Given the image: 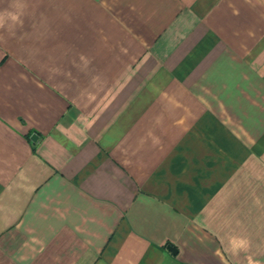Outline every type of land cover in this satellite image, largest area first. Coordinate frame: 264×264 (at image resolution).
<instances>
[{
    "label": "crops",
    "instance_id": "obj_1",
    "mask_svg": "<svg viewBox=\"0 0 264 264\" xmlns=\"http://www.w3.org/2000/svg\"><path fill=\"white\" fill-rule=\"evenodd\" d=\"M0 22V264H264V0Z\"/></svg>",
    "mask_w": 264,
    "mask_h": 264
},
{
    "label": "water",
    "instance_id": "obj_2",
    "mask_svg": "<svg viewBox=\"0 0 264 264\" xmlns=\"http://www.w3.org/2000/svg\"><path fill=\"white\" fill-rule=\"evenodd\" d=\"M36 138H37L36 135H33V136H32V139H33V140H35ZM168 247H169V250H171L174 254L177 253V248H176L175 246H173V245H168Z\"/></svg>",
    "mask_w": 264,
    "mask_h": 264
},
{
    "label": "clouds",
    "instance_id": "obj_3",
    "mask_svg": "<svg viewBox=\"0 0 264 264\" xmlns=\"http://www.w3.org/2000/svg\"><path fill=\"white\" fill-rule=\"evenodd\" d=\"M11 19L15 21V20L17 19V17H16L15 15H13V16L11 17ZM0 26H3V25H2V22H0Z\"/></svg>",
    "mask_w": 264,
    "mask_h": 264
}]
</instances>
